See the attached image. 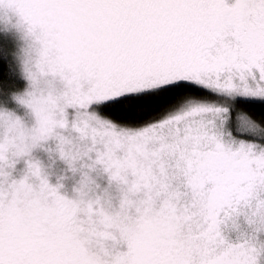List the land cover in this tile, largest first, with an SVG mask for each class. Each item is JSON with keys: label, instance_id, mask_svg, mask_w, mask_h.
Here are the masks:
<instances>
[{"label": "snow or ice", "instance_id": "6c2138e0", "mask_svg": "<svg viewBox=\"0 0 264 264\" xmlns=\"http://www.w3.org/2000/svg\"><path fill=\"white\" fill-rule=\"evenodd\" d=\"M0 264H264V0H0Z\"/></svg>", "mask_w": 264, "mask_h": 264}]
</instances>
